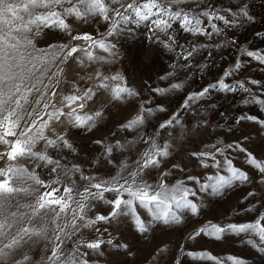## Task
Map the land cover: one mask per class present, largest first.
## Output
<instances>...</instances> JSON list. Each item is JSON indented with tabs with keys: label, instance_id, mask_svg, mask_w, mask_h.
<instances>
[{
	"label": "rangeland",
	"instance_id": "rangeland-1",
	"mask_svg": "<svg viewBox=\"0 0 264 264\" xmlns=\"http://www.w3.org/2000/svg\"><path fill=\"white\" fill-rule=\"evenodd\" d=\"M241 8L248 16L240 14ZM178 9L192 14L215 12L233 23L214 20L220 30L217 33L212 31L207 18L200 16L202 27L210 34L184 31L179 22H173L165 35L155 30L151 19L124 22L110 13L112 18L109 20L93 17L85 22L69 16L66 23L70 25L71 35L58 28H43L33 39L37 49L67 44L87 48L94 57L104 58L89 60L85 52L79 51L61 65L63 74L59 77L54 98L57 105L62 97L73 93L81 95L91 88L92 99L77 101L72 107L81 116L100 113L91 128L87 125L78 127L64 116L50 122L44 135L49 139L62 136L70 147L59 140L56 147H47L44 140L36 144L35 151L46 152L62 167H79L80 171L73 173L70 180L61 177L62 184L75 181L76 189L83 191L90 182L98 183L111 180L117 173L127 175L138 171L137 161L154 142L159 147L167 145L168 155L158 157L157 165L139 171L138 182L153 187L163 183L168 188L182 182V187L189 190L187 199L196 205L195 213L186 208H174L180 222L165 224L153 220L137 203L136 212L147 227L143 233L137 229L131 215H119L97 221L90 227H80L78 232L64 239L61 244L63 256L57 264H63L69 255L79 264L84 261L87 264H235V261L264 264V243L254 234L226 231L219 239L205 233L196 235L205 226L245 224L264 214V172L248 162L250 156L264 162V104L255 102L264 101V63L246 55V51L264 54V0H184L173 5V10ZM114 24L118 27L113 34L104 37ZM85 33L95 39L104 38L106 43L114 45L115 55L95 46L89 48L90 42L71 38ZM165 43L171 50L164 46ZM189 52L192 53L190 56ZM237 62L241 65L239 69H235ZM225 73L231 74L225 76ZM112 76L121 79L105 81L109 88L99 87L104 77ZM220 80L234 90L209 87ZM241 83L243 88L239 86ZM116 84L135 94L114 98L111 88ZM174 84L181 86L173 88ZM205 88H209V92L203 97L188 100L189 96ZM81 103L85 105L83 109L79 107ZM140 114L144 117L142 124L124 127ZM173 116L179 123L173 121L165 128L160 127ZM248 116L255 119H241ZM217 148L222 152H217ZM4 151L6 146L0 144V152ZM194 153H209L215 160ZM227 161L244 173L247 180H234L231 185L215 191L211 185L216 184L218 178L231 175ZM217 162L219 166H216ZM20 163L45 182L56 178V173L50 171L53 165H45L39 160ZM122 165L126 167L122 168ZM5 166L6 158L0 160V168ZM81 175L95 179L84 180ZM116 195L115 192H104L103 199L91 200L86 218L108 217L112 205L106 201L114 200ZM123 198L127 199V194ZM51 228L49 225L48 237L52 236ZM34 239L36 243L24 245L15 253L14 259L20 260L26 253L30 260L25 264H48L46 257L54 245L47 238ZM98 239L104 241L98 250L83 246ZM108 240L112 244H108ZM9 264H12L11 260Z\"/></svg>",
	"mask_w": 264,
	"mask_h": 264
},
{
	"label": "snow or ice",
	"instance_id": "snow-or-ice-1",
	"mask_svg": "<svg viewBox=\"0 0 264 264\" xmlns=\"http://www.w3.org/2000/svg\"><path fill=\"white\" fill-rule=\"evenodd\" d=\"M183 2L184 0H131V2L128 0H0V144L6 146V151L0 152V160L6 158V166L0 168V264H9L10 260L12 264H25L30 257L25 253L22 259L16 260L14 259L15 253L24 245H30V242L35 244L36 239L34 238L41 237L49 239L54 245L51 248V254L46 257L48 264H57L63 256L61 244L64 239L78 232L80 227H90L97 221H106L119 215H131L137 229L142 233L146 232L147 227L136 212L137 203L148 211L153 220L165 224L180 222V217L174 208H186L193 213L196 212V205L187 199L189 190L182 187V182L168 188L163 183L153 187L137 180L139 171L157 165L158 157L168 155L167 145L159 147L152 142L150 149L143 154L140 161H137L138 171L129 172L127 175L117 173L111 180L98 183L90 182L83 188V191L76 189L75 181L62 184L61 180V177L70 180L73 173L80 171L78 166L62 167L58 160H53L46 152L34 150L41 140L45 141L47 147H56L58 140L70 147L62 136L49 139L44 135L50 122L59 121L64 116L74 121L78 127L87 125L91 128L94 126L95 117L100 116L99 112L94 115L81 116L72 107L77 101L91 100L94 95L91 88L86 89L81 95L73 93L62 97L59 105L54 98L57 96L55 89L60 83L59 77L63 74L61 65L67 63L75 53L83 51L89 60H103L104 58L94 57L87 48L69 47L67 44L50 45L47 50L37 49L33 39L43 28H58L71 35L70 25L66 23L69 16L85 22L93 17L109 20L112 16L120 17L124 22H141L151 19L155 30L165 35L172 28L173 22H179V26L184 31L194 34H210L206 28L202 27L203 21L200 16L206 17L212 31L217 33L220 30L213 23L214 20H221L224 24L233 23L230 19L215 12L203 11L199 14H192L183 9L173 10V5ZM113 5H118V7H112ZM240 14L248 16L244 8H241ZM116 27L118 24H114L106 34H103L104 37L111 36ZM71 38L90 42L89 48L95 46L115 55L114 45L106 43L104 38L95 39L87 33ZM168 39L171 40V36H168ZM164 46L171 50L169 44L165 43ZM191 54V52L188 53L189 56ZM246 55L264 63V54L246 51ZM240 66L237 62L235 69H239ZM230 74L225 73V76ZM96 75L99 78L100 73L97 72ZM109 79L116 81L121 78L119 76L104 77L99 87L109 88L110 85L105 82ZM180 86L179 84L172 85L173 88ZM239 86L244 87L242 83ZM209 87L224 91L234 90L223 80ZM111 90L116 99H121L122 94H135L133 90L122 87L120 84H116ZM244 90L247 91V89ZM156 91L164 90L157 89ZM208 92L209 88H205L200 93L189 96L188 100L203 97ZM188 100L183 106H187ZM255 102L264 104L262 100H255ZM84 106L83 103L79 104L81 109ZM65 108L69 111L65 112ZM147 111L152 110L147 109ZM143 119V114H140L124 127H136L143 123ZM241 119L253 120L255 117L248 116L241 117ZM173 121L179 123L173 116L160 127L165 128ZM107 151L111 152V148ZM216 151L222 152V149L217 148ZM193 155L210 156L215 160V156L209 153H194ZM23 160H39L45 165H53L50 171L56 173V178L47 182L39 179L34 172H29L20 163ZM201 162L203 163V160ZM248 162L260 172H264V162H259L251 156ZM227 164L231 175L218 178L216 184L211 185L215 191H219L225 185H231L234 180L241 182L247 180L244 173L231 166V161H227ZM216 166H219V162ZM124 167L126 166L122 165V168ZM81 179L91 181L95 178L81 175ZM61 187H63L62 193ZM41 188L45 191L41 192ZM92 189L97 191L93 192ZM104 192L117 194L114 200L106 201L112 205V212L108 217L100 215L94 220L87 219L85 213L91 206L90 201L103 199ZM125 194L128 196L127 199L123 198ZM78 221L84 223L81 224ZM262 222H264V214H261L254 222L245 224H229L226 227L214 224L210 227L205 226L199 229L196 235L205 233L219 239L222 233L231 231L254 234L258 236L260 242L264 243V223ZM49 225L52 226L51 237H48ZM69 229L71 231H68ZM57 241L60 243H56ZM103 243V240L98 239L86 242L83 246L98 250ZM107 243L112 244V241L108 240ZM200 255L215 259L208 254ZM63 264H79V262L69 255L64 258ZM83 264H87V261ZM235 264H240V262L235 261Z\"/></svg>",
	"mask_w": 264,
	"mask_h": 264
}]
</instances>
